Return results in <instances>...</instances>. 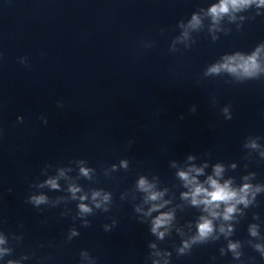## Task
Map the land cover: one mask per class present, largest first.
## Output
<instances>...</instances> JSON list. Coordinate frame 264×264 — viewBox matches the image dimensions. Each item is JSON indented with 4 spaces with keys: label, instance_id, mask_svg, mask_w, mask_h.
Listing matches in <instances>:
<instances>
[{
    "label": "clouds",
    "instance_id": "1",
    "mask_svg": "<svg viewBox=\"0 0 264 264\" xmlns=\"http://www.w3.org/2000/svg\"><path fill=\"white\" fill-rule=\"evenodd\" d=\"M253 3L259 5H264V0H220L218 4H213L208 8V15L211 16L214 23L218 22L224 15L228 14L230 11L240 10L247 6H250ZM201 23V20L198 15L193 14L191 20L189 21L188 27L197 28ZM183 27V24L180 25ZM188 33L184 32L183 36L187 37ZM177 39H180L177 37ZM174 46L170 51H175ZM264 51V44L258 46L256 50L248 56H245L241 53H236L235 55L224 56L222 63H216L210 66L207 69L205 75L219 74L222 71H225L229 74H234L245 79H259L260 75L264 73V66L261 65L259 57L261 52ZM192 112L196 111V107L193 106L190 109ZM227 114V118L231 119V114L228 112V109L223 110ZM183 117H181L182 119ZM18 121L23 120L22 117L17 118ZM47 123V120H44ZM131 144V141H129ZM248 147L253 149L258 148L259 145L253 140ZM264 156V152L261 153ZM191 159V157H190ZM121 166L127 168V161H121ZM115 167V166H113ZM90 169L81 167L80 174L84 177H90ZM203 168L191 167L187 171H180L178 176L181 180L184 181L185 187L189 188V191L182 193V198L189 200L190 204L193 207L201 209V212L204 213L199 216L195 224V233L186 240L182 241L181 246L177 249L178 256H184L191 253L194 246L204 245L210 241H215L219 239L216 235V224L215 221L222 219L223 221H232L235 218V214L240 211L238 205H243L244 208H248L250 205L255 203L256 195L261 191H264V188L261 186H253L249 183H245L240 188H234L232 186L231 180H225L223 183L220 182V177L224 171V168L217 164L214 166L213 175L207 177L206 181L203 183L199 182L197 177L203 174ZM195 173L196 175H191ZM65 175L64 171H60L59 176L50 177L46 179L39 187H44L45 185L51 189L57 190L60 185L58 180L60 177ZM245 180L248 177L244 178ZM207 185V186H206ZM136 188L138 191L145 193L144 203H151V206L145 212L142 207L135 206L134 212L142 213L144 217H149L153 212H159L151 220L150 231L152 234L157 236L160 240H163L165 233L169 230V227L172 221L175 219L174 211H160L169 203L167 200L162 198L165 195L163 191L155 190L154 184L150 183L148 179L144 176H141L137 183ZM68 191L71 193V199L81 201L78 204V213L77 216L82 219V227H89L90 221L85 219V217L93 214V208L90 207L87 203L83 201L88 199L87 194L80 195L77 197V193L81 192V188L75 184H70ZM251 195V199L249 196ZM99 198V199H98ZM63 199V198H58ZM91 199L96 209H101L103 212H109L110 209L107 207L112 202V196L110 192H105L103 190H93L91 193ZM162 201V202H158ZM27 202L33 205L36 208H41V205L49 204V198L44 194L39 195H30L27 198ZM62 215H67V212L62 213ZM254 218H258L257 215H254ZM75 219V218H74ZM117 224L115 219L112 220L111 224H104V231H111ZM164 231H161V229ZM219 232L222 233L225 237L232 235L233 227L231 224L225 226L221 224L219 227ZM68 240L70 241L72 237L78 236L79 232L73 227L69 229ZM249 233L252 236H258V226L251 225L249 227ZM5 240L3 236H0V244H4ZM150 248L155 249V244H150ZM241 245L239 241L232 242L229 241L227 248L228 251L234 254L235 259H240L242 253L238 251ZM255 250L261 253V259H264V246L260 244L255 245ZM7 249H0V258L7 252ZM224 250L221 249L223 254ZM155 256H163V264H169V257L171 256L170 252H155ZM81 258H87L90 264H96V258L91 256L88 251L82 250L80 252ZM7 264H19L18 261L8 260ZM152 264H160L159 260H152Z\"/></svg>",
    "mask_w": 264,
    "mask_h": 264
}]
</instances>
